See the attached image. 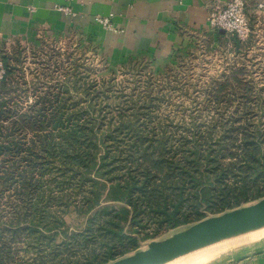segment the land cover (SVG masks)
Instances as JSON below:
<instances>
[{"label":"rangeland","instance_id":"374dc122","mask_svg":"<svg viewBox=\"0 0 264 264\" xmlns=\"http://www.w3.org/2000/svg\"><path fill=\"white\" fill-rule=\"evenodd\" d=\"M248 19L244 40L199 34L166 54L43 26L2 39L0 264H110L224 213L245 184L258 196L241 206L264 198V5ZM189 161L197 175L183 178L173 165ZM155 173L184 185L177 214L198 220L174 227L129 203L132 180ZM206 249L207 264H264V227L170 263Z\"/></svg>","mask_w":264,"mask_h":264},{"label":"crops","instance_id":"0c3cea01","mask_svg":"<svg viewBox=\"0 0 264 264\" xmlns=\"http://www.w3.org/2000/svg\"><path fill=\"white\" fill-rule=\"evenodd\" d=\"M217 1L230 0H0V41L43 26L92 35L113 52L166 54L199 34L213 39L226 36L207 27L208 14ZM245 1L252 9L264 5V0ZM60 7L70 11H59ZM96 15L111 16L121 31L101 28L93 20Z\"/></svg>","mask_w":264,"mask_h":264},{"label":"water","instance_id":"95a60500","mask_svg":"<svg viewBox=\"0 0 264 264\" xmlns=\"http://www.w3.org/2000/svg\"><path fill=\"white\" fill-rule=\"evenodd\" d=\"M222 34L223 31H220ZM264 227V198L189 226L110 264H166L198 249Z\"/></svg>","mask_w":264,"mask_h":264},{"label":"trees","instance_id":"16d2710c","mask_svg":"<svg viewBox=\"0 0 264 264\" xmlns=\"http://www.w3.org/2000/svg\"><path fill=\"white\" fill-rule=\"evenodd\" d=\"M257 153L256 152H251L250 156L251 158H248L249 161H254L255 160V155ZM216 164V163H213ZM219 166V165H217ZM173 167L175 168V170H180V174L183 178H185L187 175L186 174H191L193 177L194 175H197L195 173H192L191 170L193 169H197V166L195 167L192 164V161L189 162H185L183 165L179 164V166L175 167V165H173ZM219 170L216 167H213V171H217ZM157 174H150L149 176H140V179H138L137 177H135L132 181V184H130L131 186V190H136L139 189L141 191V195H138L136 197L131 196L129 203L132 205V203L137 204H146V206H148L151 210H153L154 212H159V218L162 221H169V225L170 226H178V225H182V224H186L188 222L191 221H195L198 220L197 219H191V217H185L182 218L181 215H178L177 212L181 210V202L184 198V190L183 187L184 185L182 184H174L176 187L173 188L174 191L171 192L168 190V186L166 185V183L164 181H159V182H155L158 181V176ZM202 177V176H201ZM199 178V177H198ZM195 179H197L195 177ZM212 187H219L218 189H220V191L224 192V193H228L230 191L229 188V184L225 183V181H220L217 184L212 183ZM245 184V182H244ZM193 187H195L196 185L193 183L192 184ZM198 187V186H197ZM247 186L245 184V187L243 190H239V193L242 194V196H236L235 198L233 197H228L226 204L219 206L218 210L225 212V211H230L233 210L235 208L241 207V204L244 202H248L251 199L255 198L256 196H258V194H254L252 196L246 194L247 190H246ZM211 189L210 184L208 186H205L200 192L196 191L195 192V196L197 199L198 198V194H200L201 192L203 193H207L209 192ZM134 195V194H133ZM135 200V202H133L132 200ZM172 199V200H171ZM132 202V203H131ZM138 206V205H137ZM133 207L135 208V206L133 205ZM164 216V217H162ZM167 216V217H166ZM112 258L111 254L108 255L107 259Z\"/></svg>","mask_w":264,"mask_h":264},{"label":"built area","instance_id":"2783aa9c","mask_svg":"<svg viewBox=\"0 0 264 264\" xmlns=\"http://www.w3.org/2000/svg\"><path fill=\"white\" fill-rule=\"evenodd\" d=\"M262 6L258 4L255 7ZM251 9L245 0H230L223 4L217 1L208 14L207 27L212 32L223 31L224 35H234L244 40L249 33L248 14ZM60 10L68 11L67 8Z\"/></svg>","mask_w":264,"mask_h":264},{"label":"bare ground","instance_id":"6f19581e","mask_svg":"<svg viewBox=\"0 0 264 264\" xmlns=\"http://www.w3.org/2000/svg\"><path fill=\"white\" fill-rule=\"evenodd\" d=\"M212 255H213V253H211V251L208 252V250L206 249L205 252H202L201 251L200 253H197L196 255L195 254L192 255V256L191 255H188V258H186L184 260H181L180 259L181 261L179 260V262H177L178 261L177 260V261H174L173 263L177 262L175 264H207L208 262H210V260L212 258ZM169 264H171V263L169 262Z\"/></svg>","mask_w":264,"mask_h":264}]
</instances>
